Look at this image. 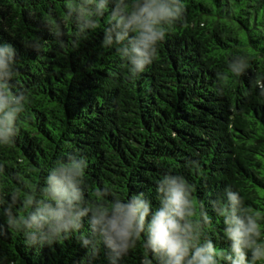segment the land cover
<instances>
[{"label":"trees","instance_id":"trees-1","mask_svg":"<svg viewBox=\"0 0 264 264\" xmlns=\"http://www.w3.org/2000/svg\"><path fill=\"white\" fill-rule=\"evenodd\" d=\"M183 2L185 21L169 29L157 59L133 77L114 49L101 47V29L73 49L76 26L65 0H0V43L16 48L14 90L30 101L15 142L0 146V196L19 190L22 198L57 156L72 153L88 161L86 199L97 188L121 199L144 192L155 208L159 180L183 175L213 217L205 232L218 248L228 241L208 202L226 185L264 214V0ZM56 22L65 31L63 48L52 35ZM36 36L40 53L30 48ZM236 55L248 61L240 77L228 70ZM187 160L199 169L186 167ZM84 228L89 234L87 218ZM0 232L4 264H88L75 237L28 247L3 215ZM142 240L121 264H141ZM107 255L101 244L91 264H109Z\"/></svg>","mask_w":264,"mask_h":264},{"label":"clouds","instance_id":"clouds-1","mask_svg":"<svg viewBox=\"0 0 264 264\" xmlns=\"http://www.w3.org/2000/svg\"><path fill=\"white\" fill-rule=\"evenodd\" d=\"M64 7L76 26L73 49L91 32L101 29V47L114 49L133 77L157 59L158 45L165 41L170 28L185 21L186 13L183 0H65ZM52 35L58 47L66 46L60 22H56ZM41 47V38L36 36L30 48L40 53ZM17 56L12 43H0V146L15 142L18 121L30 102L23 91L14 90L13 81L19 75ZM247 68L245 55H236L228 62L234 77L244 75ZM259 87L264 95V80ZM185 166L198 170L199 162L187 160ZM88 167L84 156L62 154L22 198L19 190L8 197L0 196V215L5 217L6 227L22 234L28 247L51 246L75 237L88 250V264L98 257L101 244L108 250L109 264H121L142 238L145 255L141 264L264 262V214L245 206L239 191L231 186L226 185L222 194L208 202L222 220L228 241L225 249L206 235L213 217L205 203L194 196L195 186L183 175L168 173L159 180L155 189L158 207L154 208L144 192L121 199L108 188H97L92 193L94 198L86 199L84 177ZM85 218L89 234L84 231ZM3 235L0 232V237ZM5 259L0 257V264Z\"/></svg>","mask_w":264,"mask_h":264}]
</instances>
